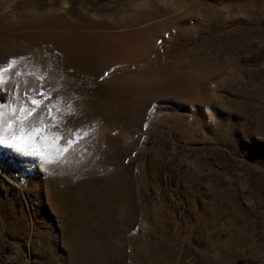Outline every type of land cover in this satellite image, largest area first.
Returning <instances> with one entry per match:
<instances>
[{
  "label": "rangeland",
  "instance_id": "rangeland-1",
  "mask_svg": "<svg viewBox=\"0 0 264 264\" xmlns=\"http://www.w3.org/2000/svg\"><path fill=\"white\" fill-rule=\"evenodd\" d=\"M14 58L0 103L82 139L0 146V264H264V0H0Z\"/></svg>",
  "mask_w": 264,
  "mask_h": 264
},
{
  "label": "snow or ice",
  "instance_id": "snow-or-ice-1",
  "mask_svg": "<svg viewBox=\"0 0 264 264\" xmlns=\"http://www.w3.org/2000/svg\"><path fill=\"white\" fill-rule=\"evenodd\" d=\"M15 65H17V59L14 58L9 62L7 68L0 66V88H2L5 83L10 82L19 89V83H16L15 80L11 78H5V73L10 72ZM29 74L34 75V73ZM15 75L19 76L21 73L16 72ZM38 78L43 79V76ZM28 91L29 89L26 88L25 96H27ZM31 91L33 95H39L44 97V99L49 98L45 95L43 89L39 92H36L35 89H31ZM28 102L33 107L27 111L26 115L24 114L25 107L23 106V101H20L19 108L13 106L10 110L6 103H0V146L12 148L21 155L41 156L49 163L59 162L64 157L65 153L79 143L82 136L77 132L74 134V137H76L75 139H66L64 140V144L60 145L59 141L64 138L50 131L51 127H55V123L51 126L44 125L41 120L40 128L35 127L31 123H27L42 101L29 97ZM48 107L49 115H51V106ZM68 111L71 112L70 106H68ZM83 135H87V133H83ZM36 141L41 145L40 148H37ZM49 156H51L52 159H49Z\"/></svg>",
  "mask_w": 264,
  "mask_h": 264
},
{
  "label": "bare ground",
  "instance_id": "bare-ground-1",
  "mask_svg": "<svg viewBox=\"0 0 264 264\" xmlns=\"http://www.w3.org/2000/svg\"><path fill=\"white\" fill-rule=\"evenodd\" d=\"M149 30H147V29H145L144 31H140V32H134V33H129V34H127V35H129V36H127V37H130V36H135V37H139V36H146V33L148 32ZM124 35L125 34H114L113 36H112V41H113V48L114 49H123V45H125L124 44ZM129 40V39H128ZM87 42V41H86ZM85 42V43H86ZM92 43V42H91ZM88 44V43H87ZM92 45H93V43H92ZM98 46V45H97ZM85 47V46H84ZM93 47H94V45H93ZM89 48V47H88ZM88 48H86V49H88ZM91 45H90V49L89 50H91ZM96 48V47H95ZM85 49V48H84ZM93 49V48H92ZM93 51V50H92ZM108 54V53H107ZM142 79V78H141ZM140 80V79H139ZM147 80V79H146ZM51 101H53V100H51ZM54 104V103H53ZM58 105V104H57ZM60 105H62V104H60ZM59 105V106H60ZM56 106V105H55ZM63 106V105H62ZM66 107V106H65ZM49 108V107H48ZM56 108V107H55ZM45 109V108H44ZM65 110V109H64ZM45 110H43V111H39L37 114H41V113H45L44 112ZM52 112H53V116L54 117H50L51 118V121L53 120V122L55 123V127L57 126V121L59 120V118H57V116L54 114V111L53 110H51ZM62 112V111H61ZM61 112H60V114H61ZM36 114V115H37ZM68 114V113H67ZM35 115V116H36ZM34 116V118L35 119H33V117L32 118H30L29 119V121H27V123H31V124H33L35 127H37V128H40L41 127V120H39V119H36V117ZM38 116H40V115H38ZM61 116V115H60ZM59 116V117H60ZM62 118V117H61ZM50 120H46V121H43V124L44 125H49V126H51L53 123H48ZM61 122V121H60ZM57 128V127H56ZM54 127H51V129H50V131H54ZM80 142V141H79ZM75 148V147H74ZM78 149V148H77ZM74 150V149H73ZM69 152H70V150H69ZM71 152H72V150H71ZM85 152V151H84ZM80 153H82V152H80ZM74 154V153H73ZM72 154V155H73ZM76 154V153H75ZM74 154V155H75ZM81 155L82 154H80V157H81ZM84 155V154H83ZM68 157H71V156H68ZM76 157H78V156H76ZM79 157V158H80ZM83 158V157H82ZM78 159V158H77ZM79 161V160H78ZM66 168V167H65Z\"/></svg>",
  "mask_w": 264,
  "mask_h": 264
}]
</instances>
